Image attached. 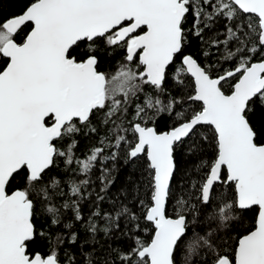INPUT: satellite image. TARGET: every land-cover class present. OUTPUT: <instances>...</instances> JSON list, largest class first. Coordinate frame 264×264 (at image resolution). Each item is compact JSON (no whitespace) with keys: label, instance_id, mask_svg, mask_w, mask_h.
Here are the masks:
<instances>
[{"label":"snow or ice","instance_id":"1","mask_svg":"<svg viewBox=\"0 0 264 264\" xmlns=\"http://www.w3.org/2000/svg\"><path fill=\"white\" fill-rule=\"evenodd\" d=\"M117 50L115 69L101 70ZM188 101L199 109L189 114ZM257 109L264 0H30L0 20V264H61L65 239L76 246L65 264H264ZM121 168L127 181L112 197ZM254 206V226L228 247ZM38 219L67 237L51 241ZM38 239L54 245L46 255L30 250Z\"/></svg>","mask_w":264,"mask_h":264},{"label":"trees","instance_id":"2","mask_svg":"<svg viewBox=\"0 0 264 264\" xmlns=\"http://www.w3.org/2000/svg\"><path fill=\"white\" fill-rule=\"evenodd\" d=\"M30 2V0H3L2 2V6H0V20L6 19L10 16H14V15H18L20 13H22V11L27 7L28 3ZM191 51L195 52V46L191 49ZM123 55V50H117L115 53H113L110 57L107 55V53L104 54L103 59H102V67L101 70L103 71H113L116 67V64L118 61L121 60ZM197 59H200L199 56H197ZM209 62L214 63L215 62V56L211 57V59L209 60ZM173 94H175L176 89L175 88H171L170 89ZM191 84H189V87L185 90L184 95L185 97L191 93ZM227 90V86L226 89ZM191 105V108L188 107V105ZM184 108L188 109V113L190 114L191 111L193 110H198L199 109V104L198 102L193 103L188 101L187 103H185L183 105ZM168 119V123L169 125H171V120L170 118H165ZM250 122L252 123L253 127L260 131L262 129H264V110L261 109H257L251 116H250ZM157 127L158 130L160 131H166L168 130L167 127L161 125V123L158 121L157 122ZM203 134H208V133H203ZM93 142H95L93 140ZM89 142L83 138H81L80 140V145L79 148L77 150V155H81L83 153V151L86 149V147L88 146ZM215 158V150L213 147H206L205 152H204V159L211 162L213 159ZM54 174L57 177L60 178H64L67 173L64 171L62 165L60 168L58 169H54L53 170ZM193 175L191 173V169H189V175L191 176V178L193 180H197L199 178V175ZM127 176H128V171L124 168H121L118 172V175L116 177V184L113 186V188L110 190L109 195L112 197H115L116 195H118V189L121 187L122 184H125L127 181ZM23 185V179H18L15 184L13 185V189L14 188H18L21 187ZM93 187H95V185H93ZM11 190V189H10ZM217 192H221L223 195L231 197L233 194L232 191V186L231 185H226V186H217L216 188ZM63 201H58V203H62ZM82 211L83 214L85 215V217H87L89 215V212L92 210V205L90 203H84L82 202ZM103 209L105 211H110L112 204H111V200L106 201L103 205H102ZM169 214L171 215L172 213L169 212ZM258 215V209L256 207H254L251 210H248L247 213L244 215V225L241 229L234 231L232 233V237L231 240H229L228 243V247H231L233 245V242L235 240H237L239 238L240 235L246 234L248 230H250L253 226H254V222H255V217H257ZM63 221L64 222H73L72 221V213L70 211H66L63 217ZM37 228H42L43 231L49 233V236L51 238V241H55L56 236L57 235H62L65 238L67 237L68 234V230L63 228V224L59 225V226H51L49 227L48 225V221L43 220V219H38L37 220ZM72 231H77L79 232V239L81 243H84V237H85V233L83 231V225L80 222H74V228L72 229ZM141 238L144 239L146 242L149 240V238L152 235L151 229H149L148 231H141L140 233ZM124 237H117L115 240L112 241L113 245H119L122 243V241L124 240ZM54 245L52 243H50L48 240H39L37 241V243L33 246L32 249H30L31 251H39L43 254H47L48 250L51 249ZM85 247H91V244H85ZM76 246H72L69 245L67 243V240L65 239L63 243L59 244L58 246V251H59V258L61 261V264H65L66 261V257L64 255V253L66 251L72 252L75 251Z\"/></svg>","mask_w":264,"mask_h":264},{"label":"water","instance_id":"3","mask_svg":"<svg viewBox=\"0 0 264 264\" xmlns=\"http://www.w3.org/2000/svg\"><path fill=\"white\" fill-rule=\"evenodd\" d=\"M255 207V206H254ZM258 216V215H257Z\"/></svg>","mask_w":264,"mask_h":264}]
</instances>
